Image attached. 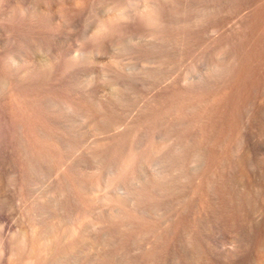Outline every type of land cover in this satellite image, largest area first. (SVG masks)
<instances>
[{
	"label": "rangeland",
	"instance_id": "rangeland-1",
	"mask_svg": "<svg viewBox=\"0 0 264 264\" xmlns=\"http://www.w3.org/2000/svg\"><path fill=\"white\" fill-rule=\"evenodd\" d=\"M27 263L264 264V0H0V264Z\"/></svg>",
	"mask_w": 264,
	"mask_h": 264
},
{
	"label": "bare ground",
	"instance_id": "bare-ground-1",
	"mask_svg": "<svg viewBox=\"0 0 264 264\" xmlns=\"http://www.w3.org/2000/svg\"><path fill=\"white\" fill-rule=\"evenodd\" d=\"M84 3V2H83ZM80 6V5H79ZM152 11V10H151ZM58 170V169H57ZM8 223H6L5 225H7ZM8 226V225H7ZM20 228H22V227H20ZM24 229H25V227H23ZM22 228V229H23ZM9 229V228H8ZM17 230H19V229H17ZM20 231V230H19ZM23 231V230H22ZM21 231V232H22ZM27 231V230H26ZM17 233V232H16ZM19 236V235H18ZM25 237V236H24ZM19 239H21V238H19ZM27 242V241H26ZM7 243V242H6ZM19 245V244H18ZM25 245V244H24ZM6 247V246H5ZM36 249V248H35ZM3 250V249H2ZM27 251V250H26ZM40 253V252H39ZM42 253H43V251H42ZM63 257V256H62ZM56 258V257H55ZM27 259V258H26ZM38 259V258H37ZM24 261V260H23ZM39 261V260H38ZM41 263V262H40ZM47 263V262H46ZM28 264V263H27ZM52 264V263H51Z\"/></svg>",
	"mask_w": 264,
	"mask_h": 264
}]
</instances>
